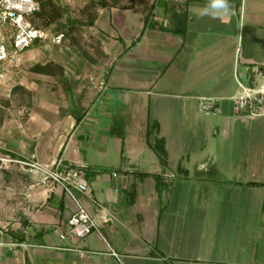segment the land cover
<instances>
[{"label":"crops","instance_id":"0c3cea01","mask_svg":"<svg viewBox=\"0 0 264 264\" xmlns=\"http://www.w3.org/2000/svg\"><path fill=\"white\" fill-rule=\"evenodd\" d=\"M57 1L70 33L19 59L56 73L22 82L0 156L87 164L96 230L60 240L75 200L7 164L0 264H264V114L234 107L264 68V0Z\"/></svg>","mask_w":264,"mask_h":264},{"label":"built area","instance_id":"2783aa9c","mask_svg":"<svg viewBox=\"0 0 264 264\" xmlns=\"http://www.w3.org/2000/svg\"><path fill=\"white\" fill-rule=\"evenodd\" d=\"M40 9L37 0H0V82L17 62V58L36 43L60 44L63 34H54L35 27L32 16ZM252 87H242V92L234 101L235 111L247 114H264V85L255 80L264 78V68L252 72ZM200 109L211 112L215 109V100L201 98ZM0 163L15 164L20 170L34 177L37 186L44 189L59 187L74 199L73 191L86 192V173L89 166L85 163H64L57 159L49 164L36 161L13 159L0 156ZM75 200V199H74ZM76 202V200H75ZM77 207L59 229L60 240L81 239L96 230V223L90 214L76 202Z\"/></svg>","mask_w":264,"mask_h":264},{"label":"rangeland","instance_id":"374dc122","mask_svg":"<svg viewBox=\"0 0 264 264\" xmlns=\"http://www.w3.org/2000/svg\"><path fill=\"white\" fill-rule=\"evenodd\" d=\"M108 1H109L108 3H110L114 0H108ZM106 2H107V0H98L97 4H104ZM35 22L39 25H42L39 20H35ZM52 28H53V25H49L46 28L47 30H45V31H47V32L49 31L50 33H53ZM67 33L68 34L70 33V29L67 30ZM45 52H46V50H44L43 48H38V57H36V59H34V62L35 61L40 62V60L44 56ZM19 59H20V56L17 58V62H15L16 64L10 68L9 72L6 74V76L0 82V118H4L5 115H8V116L13 115L12 112L16 111V109L19 105L18 101L20 100V97L22 99L25 97L26 91L22 87L23 86L22 82L23 83L25 82L26 77H29L30 74H32V73H44L47 75H53L56 73V70H55L56 66L54 68L50 67V69L49 68H46V69H38L37 68L36 70L35 69L32 70L34 65L38 64V63H33V65H32L33 67L31 66L32 67L31 68V67H28L29 65H27L25 63H21V61ZM26 79H28V78H26ZM263 82H264V80H263ZM27 97H28L27 98V101H28L27 104L29 105L30 95L28 94ZM5 166L6 165L0 163V172H2L4 170Z\"/></svg>","mask_w":264,"mask_h":264},{"label":"trees","instance_id":"16d2710c","mask_svg":"<svg viewBox=\"0 0 264 264\" xmlns=\"http://www.w3.org/2000/svg\"><path fill=\"white\" fill-rule=\"evenodd\" d=\"M40 5V9L37 13H35L32 18L31 22L32 24L37 27L44 30H47L46 28L49 25H53L52 31L54 34H63V37L66 36L67 28L65 24H60V21L63 19L64 16V10L63 7L60 5V3L57 0H37ZM90 6H96L95 3L90 2ZM98 5V4H97ZM35 20H39L40 23L43 25H39L35 22ZM39 64V65H38ZM35 64L33 69H46L50 67H55L53 63L47 62L45 64Z\"/></svg>","mask_w":264,"mask_h":264},{"label":"clouds","instance_id":"9594fccd","mask_svg":"<svg viewBox=\"0 0 264 264\" xmlns=\"http://www.w3.org/2000/svg\"><path fill=\"white\" fill-rule=\"evenodd\" d=\"M226 6V5H225Z\"/></svg>","mask_w":264,"mask_h":264}]
</instances>
